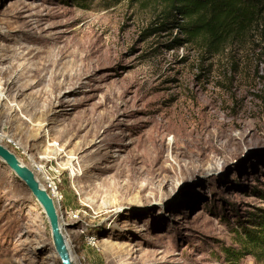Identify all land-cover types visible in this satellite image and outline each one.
Returning a JSON list of instances; mask_svg holds the SVG:
<instances>
[{
	"label": "rangeland",
	"instance_id": "rangeland-1",
	"mask_svg": "<svg viewBox=\"0 0 264 264\" xmlns=\"http://www.w3.org/2000/svg\"><path fill=\"white\" fill-rule=\"evenodd\" d=\"M169 11L0 0V144L60 180L76 264H264L244 231L264 211V35L211 54ZM0 264H61L1 159Z\"/></svg>",
	"mask_w": 264,
	"mask_h": 264
},
{
	"label": "trees",
	"instance_id": "trees-1",
	"mask_svg": "<svg viewBox=\"0 0 264 264\" xmlns=\"http://www.w3.org/2000/svg\"><path fill=\"white\" fill-rule=\"evenodd\" d=\"M170 11L176 12L182 24L183 39H176L181 46L195 44L203 51L219 54L227 42H242L252 30L264 35V0H166ZM175 24V23H174ZM262 211V210H261ZM257 230H246L245 243L264 249V211L255 215ZM245 250V249H244ZM228 257L234 260L246 255L233 249H225Z\"/></svg>",
	"mask_w": 264,
	"mask_h": 264
},
{
	"label": "water",
	"instance_id": "water-1",
	"mask_svg": "<svg viewBox=\"0 0 264 264\" xmlns=\"http://www.w3.org/2000/svg\"><path fill=\"white\" fill-rule=\"evenodd\" d=\"M0 159L27 187L42 207L49 223L54 251L61 264H76L75 259L72 257L68 239L63 231L62 217L59 214L56 201L42 186L35 172L23 163L16 153L2 144H0Z\"/></svg>",
	"mask_w": 264,
	"mask_h": 264
},
{
	"label": "built area",
	"instance_id": "built-area-1",
	"mask_svg": "<svg viewBox=\"0 0 264 264\" xmlns=\"http://www.w3.org/2000/svg\"><path fill=\"white\" fill-rule=\"evenodd\" d=\"M7 144L13 145V142L7 140ZM30 168L35 172L42 186L49 192L52 198L56 201L57 205L60 207L64 196L60 189V180L58 179V177L45 169V167H43V171H41L36 162H34V164H31Z\"/></svg>",
	"mask_w": 264,
	"mask_h": 264
},
{
	"label": "bare ground",
	"instance_id": "bare-ground-1",
	"mask_svg": "<svg viewBox=\"0 0 264 264\" xmlns=\"http://www.w3.org/2000/svg\"><path fill=\"white\" fill-rule=\"evenodd\" d=\"M0 98L2 99V97L0 96ZM4 136H3V134H0V138H3ZM32 160V159H31ZM37 164V163H36ZM38 165V167H39V169L41 170V171H43L42 169H43V167H41V165H39V164H37ZM64 222V221H63ZM103 243L104 244H112V242H110L109 240H104L103 241ZM70 245V244H69ZM70 250H71V252H72V257H73V259H75V257H74V252H73V249H72V247L70 246Z\"/></svg>",
	"mask_w": 264,
	"mask_h": 264
}]
</instances>
